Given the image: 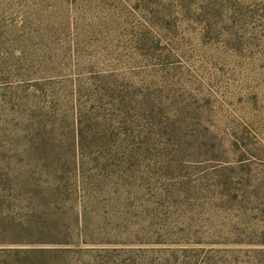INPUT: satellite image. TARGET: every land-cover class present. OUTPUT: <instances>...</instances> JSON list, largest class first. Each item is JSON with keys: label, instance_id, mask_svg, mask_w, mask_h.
I'll use <instances>...</instances> for the list:
<instances>
[{"label": "rangeland", "instance_id": "obj_1", "mask_svg": "<svg viewBox=\"0 0 264 264\" xmlns=\"http://www.w3.org/2000/svg\"><path fill=\"white\" fill-rule=\"evenodd\" d=\"M0 264H264V0H0Z\"/></svg>", "mask_w": 264, "mask_h": 264}]
</instances>
